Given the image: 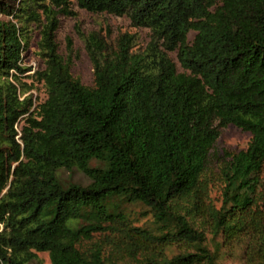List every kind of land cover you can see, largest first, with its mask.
I'll use <instances>...</instances> for the list:
<instances>
[{
  "label": "trees",
  "instance_id": "obj_1",
  "mask_svg": "<svg viewBox=\"0 0 264 264\" xmlns=\"http://www.w3.org/2000/svg\"><path fill=\"white\" fill-rule=\"evenodd\" d=\"M73 4L128 18L149 43L135 52L132 36L110 47L76 29L93 75L83 86L70 40L65 58L55 42ZM0 15L3 264L36 253L49 264H220L237 251L264 264V0H0ZM33 27L39 104L17 84ZM228 125L248 145L212 163ZM73 171L84 183L61 180ZM125 202L150 224L133 226Z\"/></svg>",
  "mask_w": 264,
  "mask_h": 264
},
{
  "label": "rangeland",
  "instance_id": "obj_2",
  "mask_svg": "<svg viewBox=\"0 0 264 264\" xmlns=\"http://www.w3.org/2000/svg\"><path fill=\"white\" fill-rule=\"evenodd\" d=\"M13 6L12 2L7 3ZM73 11L76 13L74 18L59 17V27L55 32V42L58 47L59 54L65 58L67 56L66 45L67 40L71 42L72 53L71 57V74L78 79L85 87L93 85L92 67L83 42L79 38L76 29L83 34L91 32H98L106 40L110 47L114 46L115 40L123 34L132 36L134 46L132 51H143L150 40V31L146 28H136L131 26L130 21L126 17H116L109 14H91L82 9H79L75 4L72 5ZM8 20L7 17L0 15V21ZM194 33L188 35L189 41L193 39ZM37 41L36 30L33 27L31 42L28 48L23 53L22 64L24 68H30L23 74L17 77V84L20 89L27 90L26 94H32L35 104L41 103L45 97L46 92L42 82L35 77V72L43 69L42 61L37 57L35 50V43ZM170 58L176 65L178 72H181L180 66L177 62L175 54H169ZM250 140V134L244 132L233 125H228L220 132V136L214 144L212 156L210 159L212 163L225 157L226 155L236 154L244 150ZM93 165V163H91ZM60 178L63 181H71L84 183V178L76 171L71 173L60 172ZM211 199L216 202L219 199V192L217 187L211 189ZM120 209L131 220L133 226H148L151 221V215L141 205H136L133 202L118 203ZM109 209L111 207L109 206ZM1 231V226H0ZM36 260L30 264H49L47 253H36ZM0 264L3 262L0 260ZM220 264H245L241 259L238 251L234 254H229L222 257Z\"/></svg>",
  "mask_w": 264,
  "mask_h": 264
}]
</instances>
